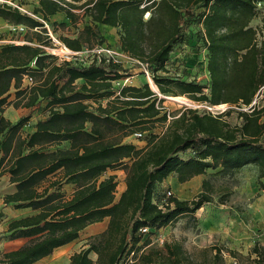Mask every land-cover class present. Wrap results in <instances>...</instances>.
Segmentation results:
<instances>
[{"label":"trees","instance_id":"trees-1","mask_svg":"<svg viewBox=\"0 0 264 264\" xmlns=\"http://www.w3.org/2000/svg\"><path fill=\"white\" fill-rule=\"evenodd\" d=\"M194 7L204 9L197 16L209 88L157 74L181 39L184 14ZM77 10L95 26H84L75 38L59 36L67 49L81 52L97 25L117 28L121 51L151 72L160 95L236 107L240 123L227 121L232 110L168 114L148 83L116 89L113 82L124 79L126 70L101 55L93 54L89 64L59 63L39 46L1 45L0 178L7 174L13 187L3 202L30 214L8 223L1 237L28 241L0 253V264H33L105 219L106 229L91 236L87 248L72 254L67 264H123L132 253L141 264H187L180 244L145 249L149 240L141 243L142 238L193 216L212 202L215 190L203 180L192 199L167 197L161 185L170 175L184 184L208 169L231 175L250 165L264 192V99L261 105L257 100L264 88V0H38L33 12L44 22L64 14L75 25ZM258 17L261 26L252 27ZM0 18L32 30L28 43L42 42L47 34L43 22L9 5L0 4ZM25 76L31 85L24 84ZM42 101L45 114L29 133L24 129L30 116L15 122L4 116L10 106L32 109ZM157 124L164 125L160 135L152 132ZM135 134H141L138 141L148 134L143 148L124 143ZM64 143L68 146L59 148ZM118 169L126 177L125 190L116 199V175H105ZM65 185L74 187L70 196L62 191ZM214 250L200 264H228L222 250ZM227 252L237 264H264V247L258 243L246 255Z\"/></svg>","mask_w":264,"mask_h":264},{"label":"rangeland","instance_id":"rangeland-1","mask_svg":"<svg viewBox=\"0 0 264 264\" xmlns=\"http://www.w3.org/2000/svg\"><path fill=\"white\" fill-rule=\"evenodd\" d=\"M7 1L13 8H15L14 6H19L22 9L21 13L43 22L47 34H43L42 42L33 40L32 43H28V39L33 37L32 30L24 28L23 31H20L6 21L0 22V46L8 43L16 45L30 44L39 46L46 54L52 55L53 52H60L59 49L63 45L58 39L59 36L75 38L84 26H95L89 16H82V11L80 10L75 11L79 13V19L75 25L66 19L64 14H56L51 16L48 22H44L41 15L33 12L38 7V0ZM203 10L202 7H194L190 12L184 14L181 39L174 45L169 61L163 70L157 71L158 75L173 79L178 78L187 82L194 81L206 88L210 87L207 72V51L201 40L202 28L198 23L197 16ZM145 17L147 18L148 15L146 14ZM251 26L260 27V18L254 19L251 22ZM96 27L95 33L91 37V42L84 44L81 55L74 59V62L89 64L93 59V54L100 51L102 57L119 63L126 70L124 79L119 80L120 82H113L114 88L117 89L120 86L142 87L148 83L150 88L157 93L158 98L163 99L162 106L164 107V112L168 114L183 109H194L200 114L208 112L204 107L205 104L193 102L186 97L160 95L152 81L151 72L137 60L132 59L121 51L119 29L103 25H97ZM77 83L80 86L82 81ZM117 83H120V86ZM205 91L207 92V89ZM13 96L14 89L11 90V100ZM263 99L264 88L260 91L257 98L259 105L262 104ZM90 102L93 103L92 101ZM45 103V101H42L32 109L14 108L13 113L8 114L7 118L15 122L20 117L30 116L29 125L24 129L25 133H29L37 120L44 116ZM228 110H232V112L226 118L227 121L232 125L240 123L236 107L229 108L227 105H219L214 108L213 113ZM163 130L164 125L157 124L152 132L160 135ZM147 139L148 134L140 141L136 140L133 135L128 137V140L134 143L137 148H143ZM67 146L68 144L64 143L59 148ZM219 171V168L215 170L208 169L205 175L194 178L185 184L177 186L175 189L169 187L172 191V196L180 200H189L201 192V182L208 180L213 185L215 193L212 195V202L205 204L193 216L182 217L177 222L157 230L154 234L144 235L141 243L149 240V245L145 249L152 246L162 247L164 243L180 244L189 257L187 264H200L206 259L210 260L214 254V249L219 248L222 250L225 261L228 264H232L236 260L227 251L232 250L246 255L256 243L264 247V192L259 188L256 168L249 165L231 175H223ZM112 174L116 175L118 185L117 199L125 184L126 171L122 169L112 172L108 171L105 176ZM262 181L264 182V179ZM73 189V186L65 185L62 191L66 196H70ZM167 190L165 189V194ZM20 211H22L20 218L30 214L27 210ZM3 222L6 224L7 221ZM90 229L92 230V228L83 230L78 238L71 242L70 250L59 264H67L72 254L87 248V243L91 237L89 235ZM89 257L93 261L96 259L93 253H90ZM123 264L141 263L130 256L124 260Z\"/></svg>","mask_w":264,"mask_h":264},{"label":"crops","instance_id":"crops-1","mask_svg":"<svg viewBox=\"0 0 264 264\" xmlns=\"http://www.w3.org/2000/svg\"><path fill=\"white\" fill-rule=\"evenodd\" d=\"M0 22H4V20L0 18ZM9 100H11V97L9 98ZM13 110H14V108L11 106L6 108L5 112H4V116L7 118V115L12 114ZM124 143H132V142H130L127 138L124 140ZM198 177H200V176H198ZM195 178H197V177H195ZM179 185H182V184H179L177 182L175 175H170L165 180V182L161 185V188H166V189L173 188V189H175ZM124 190H125V184H124V187H123L121 193ZM11 191H13V187L9 184V176L7 174H5L0 178V253L16 250V249L20 248L21 246H23L28 241L27 238H19V239L10 240L8 238L5 239V238L1 237V235H3L2 233L7 230L8 223L13 219L20 218L19 216H20V213L22 212L20 210L14 209L12 205L4 204L3 196L5 195V193L11 192ZM5 220L7 221L6 224H4V222H3ZM107 223H108V220L105 219L103 222L90 225V226L86 227L84 230H87L88 228H92V230L90 229V231H89L90 232L89 235L90 236L96 235V234L103 232L106 229ZM98 225H100V226L97 227ZM92 226H96V227H92ZM70 244L71 243L64 245L62 247L56 248L51 255L33 263V264H59V262H61L62 259L65 257L66 253L70 250V248H71Z\"/></svg>","mask_w":264,"mask_h":264},{"label":"built area","instance_id":"built-area-1","mask_svg":"<svg viewBox=\"0 0 264 264\" xmlns=\"http://www.w3.org/2000/svg\"><path fill=\"white\" fill-rule=\"evenodd\" d=\"M0 4H6V5H9L10 6V3L7 1V0H0ZM16 9H18L19 11H21L22 9L19 8V6H14ZM257 7L260 9L262 7L261 3H258L257 4ZM14 28H18V30L20 31H23L24 30V27L22 26H15ZM60 52H56V53H52L53 56H60V57H56L58 59V62L59 63H62V62H72L74 61V59H76L78 56L81 55V52H73L69 49H67L64 45L61 46V48L59 49ZM96 55H100V51H97V53H94ZM32 79L28 76H25L24 77V84L25 85H31L32 84ZM118 86H120V83H117ZM208 112L212 113V114H218V113H221V112H216V113H213L214 111V108H216V106H208V105H205L204 106ZM223 112V111H222ZM134 137L136 139L138 138H141V134H135ZM166 196L167 197H170L172 196V191L170 189L167 190L166 192ZM143 233H146L147 232V229H143L142 230ZM162 242V241H161ZM133 254V253H132ZM132 254H130V256H132ZM129 256V257H130ZM232 264H237L236 262H232Z\"/></svg>","mask_w":264,"mask_h":264},{"label":"bare ground","instance_id":"bare-ground-1","mask_svg":"<svg viewBox=\"0 0 264 264\" xmlns=\"http://www.w3.org/2000/svg\"><path fill=\"white\" fill-rule=\"evenodd\" d=\"M153 87H155V86L153 85Z\"/></svg>","mask_w":264,"mask_h":264}]
</instances>
